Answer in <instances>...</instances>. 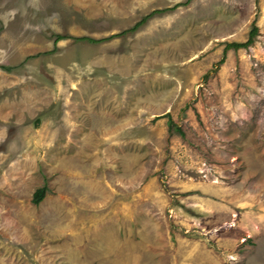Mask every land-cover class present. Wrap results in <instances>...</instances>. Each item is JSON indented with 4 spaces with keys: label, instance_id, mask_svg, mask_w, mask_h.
I'll use <instances>...</instances> for the list:
<instances>
[{
    "label": "rangeland",
    "instance_id": "1",
    "mask_svg": "<svg viewBox=\"0 0 264 264\" xmlns=\"http://www.w3.org/2000/svg\"><path fill=\"white\" fill-rule=\"evenodd\" d=\"M0 66V264H264V0H0Z\"/></svg>",
    "mask_w": 264,
    "mask_h": 264
},
{
    "label": "trees",
    "instance_id": "2",
    "mask_svg": "<svg viewBox=\"0 0 264 264\" xmlns=\"http://www.w3.org/2000/svg\"><path fill=\"white\" fill-rule=\"evenodd\" d=\"M191 0H186V3L190 2ZM178 6V4L173 5L171 7H166V8H162V9H155L151 12H149L148 14L143 15L138 21H136L131 27L122 30L119 33L113 34L111 36L108 37H103V38H91L88 36H81L76 38L77 40H86L92 43H100L103 42L109 38L112 37H118V36H123L126 35L128 33H133L135 32L137 29H139L151 16H153L154 14H159V13H163L165 11L168 10H173ZM259 34V28L258 26L255 24V22L252 23L251 28L248 32V36L246 38L245 41H234V42H227L225 43V46L223 48V56L219 59V61L217 63L214 64V68L210 71H214L219 65H221L224 61H225V54L228 50H239V49H247L250 46L253 45L255 38L257 37V35ZM70 38L69 35H62V34H56L55 39H54V43H57L59 40L62 39H67ZM2 69L8 71L10 68L7 66H0ZM168 126L169 129L172 130L174 129L176 132H178L180 135H183L182 130L180 129V127L178 125H176L171 119L168 120ZM47 190V187L44 185L40 188H37L34 193H33V197H32V202L34 204H38L44 197L45 192Z\"/></svg>",
    "mask_w": 264,
    "mask_h": 264
}]
</instances>
